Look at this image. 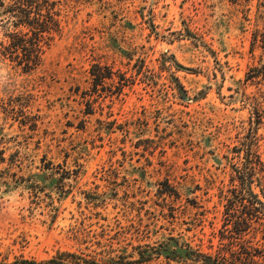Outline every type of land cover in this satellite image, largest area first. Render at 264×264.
Instances as JSON below:
<instances>
[{
    "label": "rangeland",
    "instance_id": "rangeland-1",
    "mask_svg": "<svg viewBox=\"0 0 264 264\" xmlns=\"http://www.w3.org/2000/svg\"><path fill=\"white\" fill-rule=\"evenodd\" d=\"M56 1L39 66L0 57V256L203 264L232 242L264 264L255 224L220 240L230 189L264 188V0Z\"/></svg>",
    "mask_w": 264,
    "mask_h": 264
},
{
    "label": "trees",
    "instance_id": "trees-1",
    "mask_svg": "<svg viewBox=\"0 0 264 264\" xmlns=\"http://www.w3.org/2000/svg\"><path fill=\"white\" fill-rule=\"evenodd\" d=\"M263 4L264 1L258 3V19L263 17L259 9L263 7ZM59 7V1L56 0H0V23L5 28L4 39L0 42V57L20 67L23 72L36 69L44 52L53 41L54 35L60 32L62 19ZM253 45H257L264 56V25L261 30L254 31ZM103 69L105 72H102V67L93 65L90 70L95 92L105 80L113 78V73L108 67ZM258 77L264 79V65L252 68L247 75V79ZM259 120L260 115L256 112L254 123L258 124ZM257 162L261 167L262 163L259 160ZM252 172L253 170L246 173V181L242 178L239 189H230L232 198L227 199L228 217L224 220L220 240L234 239L236 238L234 235L240 236L251 224H255L264 242V188L261 186L260 179H255L259 192L255 193L250 189L249 175ZM239 207L241 214L235 216L236 208ZM252 250L253 253L246 246H240L238 251L233 249L232 242L220 243L213 255H204L203 264H254L253 257L256 249ZM118 260L105 256L103 251L81 250L58 252L43 260L20 257L8 262L6 258L0 256V264H131L122 259Z\"/></svg>",
    "mask_w": 264,
    "mask_h": 264
}]
</instances>
